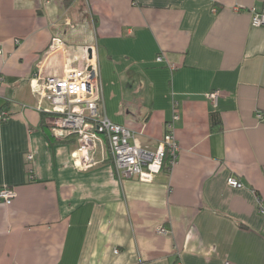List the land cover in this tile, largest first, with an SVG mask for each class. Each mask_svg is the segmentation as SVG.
I'll return each mask as SVG.
<instances>
[{
    "label": "crops",
    "instance_id": "crops-1",
    "mask_svg": "<svg viewBox=\"0 0 264 264\" xmlns=\"http://www.w3.org/2000/svg\"><path fill=\"white\" fill-rule=\"evenodd\" d=\"M263 6L0 0V189L17 192L0 199V264H264V26L251 12ZM87 55L101 111L140 148L157 149L177 104V162L152 181L122 174L105 136L81 168L76 137L56 138L45 119L35 74Z\"/></svg>",
    "mask_w": 264,
    "mask_h": 264
},
{
    "label": "built area",
    "instance_id": "built-area-1",
    "mask_svg": "<svg viewBox=\"0 0 264 264\" xmlns=\"http://www.w3.org/2000/svg\"><path fill=\"white\" fill-rule=\"evenodd\" d=\"M252 25L264 26V6L262 9L252 7ZM18 42V41H17ZM1 51V50H0ZM157 61H163L162 56ZM2 77H0V83ZM33 91L41 100L50 103L43 111L49 113L48 123L56 138L64 139L75 136L77 148L73 153L81 168H90L97 164L95 153L102 136L107 138L113 161L117 169L124 175L135 176L141 181H152L165 163L171 169L177 162L178 144L175 136L174 123L180 118L177 104L171 121L166 123V133L154 151L140 148L131 143L132 131L112 122L101 111L102 95L98 66L92 57L87 55L82 67L71 68L62 75H52L39 70L35 74ZM208 98L217 106L221 98L218 90L208 93ZM10 113L3 109L0 119L7 121ZM256 117L264 122V112L257 111ZM167 156L170 157L168 162ZM32 155H28L31 160ZM33 170H30L32 177ZM228 183L233 187H241L242 183L235 177H230ZM17 197V192L11 187L0 189V199L11 204ZM259 212L264 216V200L259 199ZM162 230V229H161ZM225 264H231L226 262Z\"/></svg>",
    "mask_w": 264,
    "mask_h": 264
},
{
    "label": "trees",
    "instance_id": "trees-1",
    "mask_svg": "<svg viewBox=\"0 0 264 264\" xmlns=\"http://www.w3.org/2000/svg\"><path fill=\"white\" fill-rule=\"evenodd\" d=\"M4 107H5L4 105L3 106H0V111H2L4 109ZM44 115H45V119H47V117L49 116V113H47V112L44 111ZM69 137H71V136H69ZM69 137H67V138H69ZM67 138H64V139H67ZM64 139H62V140H64ZM169 159H170V157L167 156L166 161L168 162ZM165 165L167 166L166 163H165Z\"/></svg>",
    "mask_w": 264,
    "mask_h": 264
},
{
    "label": "rangeland",
    "instance_id": "rangeland-1",
    "mask_svg": "<svg viewBox=\"0 0 264 264\" xmlns=\"http://www.w3.org/2000/svg\"><path fill=\"white\" fill-rule=\"evenodd\" d=\"M100 68H101V63H100ZM100 70H101V69H100ZM100 80H101V79H100ZM130 142H131V143H134L133 138L130 139Z\"/></svg>",
    "mask_w": 264,
    "mask_h": 264
}]
</instances>
